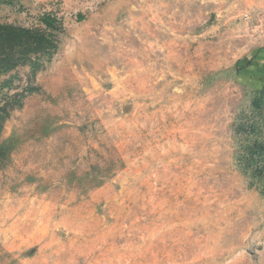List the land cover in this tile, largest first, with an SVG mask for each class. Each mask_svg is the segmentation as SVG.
<instances>
[{
  "label": "rangeland",
  "instance_id": "rangeland-1",
  "mask_svg": "<svg viewBox=\"0 0 264 264\" xmlns=\"http://www.w3.org/2000/svg\"><path fill=\"white\" fill-rule=\"evenodd\" d=\"M54 33L0 60V264H264V0H0Z\"/></svg>",
  "mask_w": 264,
  "mask_h": 264
},
{
  "label": "trees",
  "instance_id": "trees-1",
  "mask_svg": "<svg viewBox=\"0 0 264 264\" xmlns=\"http://www.w3.org/2000/svg\"><path fill=\"white\" fill-rule=\"evenodd\" d=\"M54 33L42 29L0 24V60L7 66L24 63L56 45Z\"/></svg>",
  "mask_w": 264,
  "mask_h": 264
},
{
  "label": "crops",
  "instance_id": "crops-1",
  "mask_svg": "<svg viewBox=\"0 0 264 264\" xmlns=\"http://www.w3.org/2000/svg\"><path fill=\"white\" fill-rule=\"evenodd\" d=\"M244 84L257 95L260 116L264 129V45L256 47L246 55Z\"/></svg>",
  "mask_w": 264,
  "mask_h": 264
}]
</instances>
